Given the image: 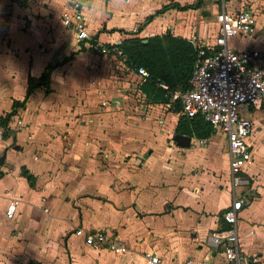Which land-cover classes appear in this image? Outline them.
Wrapping results in <instances>:
<instances>
[{
    "label": "crops",
    "instance_id": "0c3cea01",
    "mask_svg": "<svg viewBox=\"0 0 264 264\" xmlns=\"http://www.w3.org/2000/svg\"><path fill=\"white\" fill-rule=\"evenodd\" d=\"M195 1L86 0L81 15L102 46L164 32L211 40L218 0L160 11ZM69 3L0 0V117L23 100L27 76L48 79L9 117L12 135L4 138L0 126V264H144L146 251L165 263L218 261L208 236L226 226L221 212L238 196L244 200L236 220L239 248L264 264V99L249 114L247 141L252 146L254 138L258 158L252 152L247 167L231 175L224 135L218 142L214 131L202 143L188 136L186 146L178 145L179 113L144 93L145 80L122 56L77 41L62 23ZM225 8H245L257 22L251 38L227 45L264 52V0H227ZM11 199L17 204L7 219ZM77 228L105 231L122 243V252L86 245Z\"/></svg>",
    "mask_w": 264,
    "mask_h": 264
},
{
    "label": "built area",
    "instance_id": "2783aa9c",
    "mask_svg": "<svg viewBox=\"0 0 264 264\" xmlns=\"http://www.w3.org/2000/svg\"><path fill=\"white\" fill-rule=\"evenodd\" d=\"M86 0H70V10L62 13V23L76 32V40L86 42L90 49L100 54L120 51L98 44L85 29L81 15L82 3ZM220 9L215 13L216 32L211 40H198L192 35L188 42L196 49V58L185 90L168 91L164 84L157 87L165 91L167 103L179 101L181 113L186 117L199 115L215 132L224 135L227 146V165L231 175L244 170L251 162L252 146L248 138L253 125L250 110L264 99V52L254 48L234 50L227 44L232 38H251L256 32V18L245 8L227 10L225 2L218 0ZM115 45V44H113ZM142 80L149 75L142 67L133 69ZM19 130L20 127L17 126ZM203 139H198L202 143ZM235 182V181H234ZM242 197H233L221 212L226 227L208 236V242L217 247L220 260L207 259L195 262L192 258L165 263L156 252H143L144 264H256L254 257L244 254L238 245L236 220L242 208ZM17 200L11 199L4 208V216L11 219ZM83 242L92 247H107L115 254L123 250L122 243L109 238L105 231L74 230Z\"/></svg>",
    "mask_w": 264,
    "mask_h": 264
},
{
    "label": "trees",
    "instance_id": "16d2710c",
    "mask_svg": "<svg viewBox=\"0 0 264 264\" xmlns=\"http://www.w3.org/2000/svg\"><path fill=\"white\" fill-rule=\"evenodd\" d=\"M200 1L196 0L194 4L189 6H179L175 3L171 5L167 4L160 11L170 7H176L180 10L197 8ZM92 39H95V37H92ZM103 46L109 49L115 46L120 51V56L123 57L126 65L132 69L142 66L149 75L143 84L142 91L146 94L152 92V97L161 99L162 102H168V99L164 97L165 91L157 87L156 84L158 82L164 84L168 91L185 90L188 88L187 81L196 58V49L183 38L172 36L169 32H164L161 35L146 38L137 36L127 37L115 45ZM47 80L45 73L36 81L32 77L27 76V88L23 100L21 102L13 101L10 112L0 117V126L3 128L2 136L4 138L9 137L13 133L6 125L9 117L14 114L15 108L24 104L34 87H38L39 85L46 86ZM47 90L48 88H46ZM175 104L173 110L179 113L174 128L176 134H184L196 139H207L213 135L214 130L211 125L205 122L199 115H194L191 118L186 117L181 113L179 102L175 101ZM22 174L29 181L30 176L23 170ZM225 227L223 226L222 229Z\"/></svg>",
    "mask_w": 264,
    "mask_h": 264
},
{
    "label": "rangeland",
    "instance_id": "374dc122",
    "mask_svg": "<svg viewBox=\"0 0 264 264\" xmlns=\"http://www.w3.org/2000/svg\"><path fill=\"white\" fill-rule=\"evenodd\" d=\"M211 2H213V0H205V3H208V5L209 4H212ZM214 3V2H213ZM241 45V44H240ZM177 102H179V101H177ZM180 104V103H179ZM176 104H175V102H170L169 103V107L168 108H170V109H172V108H174V106H175ZM264 111V110H263ZM260 115V114H259ZM258 115V116H259ZM262 119V121H264V114H261V116H260V120ZM216 134H215V136H216V140L218 141V137L219 136H221L222 134L221 133H219V132H215ZM254 139V138H253ZM253 139H251L250 140V143L252 144V152H253V158H258V153H257V151L255 150V146H254V143H253ZM219 142V141H218ZM221 143L223 142L224 143V148H225V139H224V137H223V139L220 141ZM204 146V145H203ZM205 147H207V144L204 146V148ZM211 147H214V148H218V147H216V146H211ZM224 148H222V150L220 149L219 151H217V163L219 164V166H223L224 165V162H225V154L223 153V152H226V150L224 149Z\"/></svg>",
    "mask_w": 264,
    "mask_h": 264
},
{
    "label": "water",
    "instance_id": "95a60500",
    "mask_svg": "<svg viewBox=\"0 0 264 264\" xmlns=\"http://www.w3.org/2000/svg\"><path fill=\"white\" fill-rule=\"evenodd\" d=\"M20 1V0H17ZM144 41V40H143ZM173 140L180 146H186L189 141V137L182 134H174ZM4 155L0 154V163L3 161Z\"/></svg>",
    "mask_w": 264,
    "mask_h": 264
},
{
    "label": "clouds",
    "instance_id": "9594fccd",
    "mask_svg": "<svg viewBox=\"0 0 264 264\" xmlns=\"http://www.w3.org/2000/svg\"><path fill=\"white\" fill-rule=\"evenodd\" d=\"M118 2H121V3H122V2H123V0H118Z\"/></svg>",
    "mask_w": 264,
    "mask_h": 264
}]
</instances>
